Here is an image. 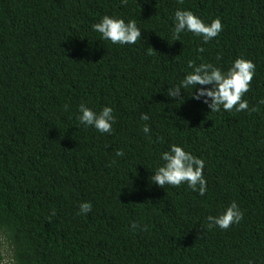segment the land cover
Instances as JSON below:
<instances>
[{"label":"trees","instance_id":"16d2710c","mask_svg":"<svg viewBox=\"0 0 264 264\" xmlns=\"http://www.w3.org/2000/svg\"><path fill=\"white\" fill-rule=\"evenodd\" d=\"M177 10L223 31L175 41ZM105 15L142 38L104 40L92 25ZM237 58L255 64L248 110L211 112L199 85L167 96L189 60L226 72ZM261 100L264 0H0V264L3 236L9 264H264ZM80 104L111 107L113 131L81 124ZM172 144L205 161V195L151 181ZM233 201L240 223L209 230Z\"/></svg>","mask_w":264,"mask_h":264},{"label":"clouds","instance_id":"9594fccd","mask_svg":"<svg viewBox=\"0 0 264 264\" xmlns=\"http://www.w3.org/2000/svg\"><path fill=\"white\" fill-rule=\"evenodd\" d=\"M180 3H183V0H180ZM122 4H127V0H122ZM174 21L172 36L175 41H180V34L188 31L202 37L203 41L207 43L223 31L222 21L219 18L205 23L190 10H177ZM92 29L101 34L104 40L111 41L113 44H136L142 38V32L135 20L125 22L123 19L108 15H105L99 23L93 24ZM199 51L203 52L204 49L200 48ZM188 67L192 71L185 76L180 84L168 88V97L173 98L176 102L184 101L182 91L185 92L189 87L196 89L199 85L201 87L191 97L198 101L202 100L211 112H219L221 107L229 112L248 110L249 104L242 98L249 92L255 76V64L251 60L237 58L226 72L211 63L197 65L193 60L188 61ZM260 103H264V100H261ZM65 107L67 108V106ZM252 111H257V108H252ZM79 113L77 119L81 124L92 126L101 133L113 131L112 124L115 123V117L111 107L105 106L102 111L97 113L86 105L80 104ZM141 119L147 121L150 117L147 113H142ZM143 132L150 133V127L147 124L144 125ZM115 155L122 157L124 152L116 150ZM161 159L164 164L159 166L150 178L154 184L165 188L166 185L179 187L186 183L192 191L198 192L199 195L206 194L207 181L204 177L205 161L203 159L195 157L176 144H172L170 150L162 154ZM91 211L92 204L90 202L79 204L78 214H87ZM52 214H55V210ZM242 219L243 212L233 201L220 215L207 217V228L211 230L214 227H219L222 230H227L233 224L240 223ZM131 226L133 229L139 227L136 222H133Z\"/></svg>","mask_w":264,"mask_h":264},{"label":"rangeland","instance_id":"374dc122","mask_svg":"<svg viewBox=\"0 0 264 264\" xmlns=\"http://www.w3.org/2000/svg\"><path fill=\"white\" fill-rule=\"evenodd\" d=\"M2 239L4 240V242L2 243V258H3L2 264H9L11 260L10 247L8 246V243H7L8 241L5 240L4 236L2 237Z\"/></svg>","mask_w":264,"mask_h":264}]
</instances>
